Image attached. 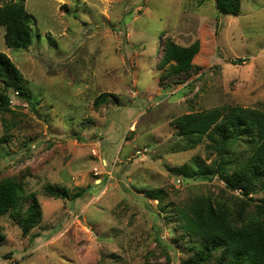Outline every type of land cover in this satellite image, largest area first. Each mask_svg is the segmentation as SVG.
<instances>
[{
    "label": "rangeland",
    "instance_id": "rangeland-1",
    "mask_svg": "<svg viewBox=\"0 0 264 264\" xmlns=\"http://www.w3.org/2000/svg\"><path fill=\"white\" fill-rule=\"evenodd\" d=\"M240 4L237 16H220L213 0H25L31 44L6 48L0 27V52L30 95L7 94L0 179L19 181L42 213L26 236L14 213L0 218V264H181L177 208L239 193L169 170L213 158L205 140L174 150L175 119L224 106L264 111V0ZM168 38L198 42L188 75L158 70ZM102 93L110 96L96 108Z\"/></svg>",
    "mask_w": 264,
    "mask_h": 264
},
{
    "label": "trees",
    "instance_id": "trees-1",
    "mask_svg": "<svg viewBox=\"0 0 264 264\" xmlns=\"http://www.w3.org/2000/svg\"><path fill=\"white\" fill-rule=\"evenodd\" d=\"M213 1L220 16H237L240 11V0ZM0 4V27L4 28L6 48H27L32 42L34 18L26 11L25 0H4ZM198 51V42L181 47L168 38L158 70L172 64L174 74L188 75ZM24 84L18 69L0 52L1 115L10 112L8 92L29 98ZM109 96L99 94L93 106L106 103ZM174 123L181 138L175 151L193 149L205 140L213 158L209 164L195 158L190 167L169 170L184 178L217 177L227 190L239 193L238 197L197 195L177 208L174 242L181 250V264H264V111L224 106L182 115ZM257 192L263 196L251 197ZM53 193L64 195L58 188ZM160 194L153 192L150 197L160 200ZM26 201L28 205L20 209ZM10 212L15 214L23 236L42 218L35 196L27 194L15 178H2L0 218ZM3 240L0 227V244Z\"/></svg>",
    "mask_w": 264,
    "mask_h": 264
}]
</instances>
